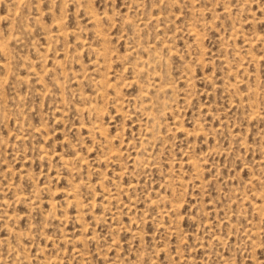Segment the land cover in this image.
I'll list each match as a JSON object with an SVG mask.
<instances>
[{"label":"rangeland","instance_id":"1","mask_svg":"<svg viewBox=\"0 0 264 264\" xmlns=\"http://www.w3.org/2000/svg\"><path fill=\"white\" fill-rule=\"evenodd\" d=\"M0 264H264V0H0Z\"/></svg>","mask_w":264,"mask_h":264}]
</instances>
